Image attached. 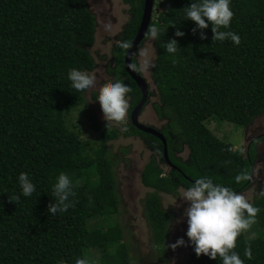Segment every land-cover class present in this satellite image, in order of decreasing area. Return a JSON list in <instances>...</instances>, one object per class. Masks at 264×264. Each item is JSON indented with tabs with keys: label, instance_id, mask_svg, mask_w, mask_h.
<instances>
[{
	"label": "trees",
	"instance_id": "16d2710c",
	"mask_svg": "<svg viewBox=\"0 0 264 264\" xmlns=\"http://www.w3.org/2000/svg\"><path fill=\"white\" fill-rule=\"evenodd\" d=\"M191 2L158 0L149 24L159 32L153 40L152 79L160 103L155 109L169 119L163 133L176 166L165 174L151 158L142 170L143 184L153 189L145 198V214L160 258L170 220L160 192L176 194L180 186L188 188L193 183L185 178L188 175L209 178L242 194L253 183L256 143L263 138L250 142L247 152L233 149L206 122L217 118L248 128L264 112V0H231L233 17L228 29L220 30L238 34V46L230 40L211 41L210 27L193 31L194 22L182 19ZM143 8L144 0H137L131 9L118 52V75L126 73L125 53ZM95 22L87 0H0V264H75L77 258L85 264H133L117 221L120 198L107 148L121 132L102 131L95 124V130L102 131L95 142L84 140L71 124L73 113L86 104V92L72 89L67 73L75 68L89 74L94 69L90 48ZM177 29L184 35L176 37ZM169 38L178 42L174 54L163 49ZM133 65L139 70L135 58ZM129 81L135 104L140 90ZM125 129L126 136L146 137L145 144L165 161L158 137L131 122ZM183 144L189 149L185 160L175 155ZM20 172L28 173L35 185L30 197L20 195ZM61 172L69 176L75 195L69 197L72 206L67 211L52 216L47 205L55 202L52 185ZM237 175L242 177L239 182ZM259 188L264 190V185ZM13 196L20 198L13 202ZM251 204L259 209L255 222L237 236L233 251L243 264H264V196L258 194ZM246 247L251 259L244 257ZM189 264L221 262L203 254L197 257L191 245Z\"/></svg>",
	"mask_w": 264,
	"mask_h": 264
},
{
	"label": "rangeland",
	"instance_id": "374dc122",
	"mask_svg": "<svg viewBox=\"0 0 264 264\" xmlns=\"http://www.w3.org/2000/svg\"><path fill=\"white\" fill-rule=\"evenodd\" d=\"M89 8L95 16L94 44L90 52L95 60V67L89 73L95 77V85L85 93L86 104L79 111L74 112L71 124L79 131L84 140H99L100 132L109 128H116L121 135L108 141L107 148L113 158L114 172L117 180V192L120 198L118 222L123 230L122 234L129 247V255L133 264H189L190 248L188 238L185 236L187 228L186 217L183 215L186 207L185 201L180 196L187 188L179 187L176 194L160 192L162 206L170 213V235L165 241V251L160 258L156 244L151 236V228L145 215V198L152 188L146 187L141 182V172L150 158L151 151L147 148L141 136L124 135L125 126L129 124V96H126L127 110L123 125L116 122H107L103 119L101 107L95 97L100 87L119 80L116 73L118 67V52L124 44L125 26L130 21L133 12L131 9L137 0H87ZM155 11L152 16H154ZM156 58L153 40L145 39L138 51L137 60L139 67L150 86L148 104L143 108L140 121L155 125L158 128L166 126L165 117L158 118L155 105L159 104L158 93L152 79V66ZM83 107V108H82ZM78 114V115H77ZM77 118V121H76ZM208 127L225 143L233 144V149H242L247 152L250 140L263 138L256 143L258 152L255 159L254 179L252 185L242 195L252 203L258 196L260 184L264 185V112L257 116L248 128L241 125L222 121L217 118L209 119ZM101 125L102 131L95 130L94 125ZM107 125V126H106ZM146 138V137H145ZM144 138V139H145ZM179 145L178 140L175 142ZM178 156L186 159L189 154L187 144H183ZM159 160V159H158ZM226 162L227 157L222 159ZM162 164V162H160ZM165 174L169 167L161 166ZM249 230L247 235L250 236ZM177 238H183L185 243L175 248L171 247ZM96 255L97 252L93 251Z\"/></svg>",
	"mask_w": 264,
	"mask_h": 264
},
{
	"label": "clouds",
	"instance_id": "9594fccd",
	"mask_svg": "<svg viewBox=\"0 0 264 264\" xmlns=\"http://www.w3.org/2000/svg\"><path fill=\"white\" fill-rule=\"evenodd\" d=\"M157 1L158 0L154 1V10L156 8L155 2ZM230 2L231 0H192V2L185 8L182 19H187L194 22L195 27L193 28V31H196L197 29L203 30L210 27L212 32L211 41L223 42L225 40H230L234 45L238 46L240 44V38L238 34L232 31L220 30L221 28L228 29L230 21L233 17V12L229 7ZM158 35V29L154 25H150L145 33L146 38L149 40H155ZM174 35L176 37H180L183 36L184 33L177 29ZM204 35V32L201 31L200 38L204 39ZM163 49L169 54L176 53L178 49L177 40L169 38L164 44ZM137 71L140 72L139 70ZM121 77L119 80H122ZM67 78L71 83V88L77 92H86L95 85L94 76L75 68L68 71ZM119 80L100 87L98 95L94 99L95 101L99 102L103 119L107 122V125L109 122H116L120 125H123L125 122L126 110L128 107L126 94L129 92V89ZM149 94L150 86L147 103L149 102ZM147 103L144 105V107L147 105ZM131 111L129 114H131ZM155 113L157 114V111ZM157 116L160 119L158 114ZM164 121H166L167 124L169 119L167 118ZM154 127L162 132L161 128L159 129L156 126ZM142 138L145 142L144 137ZM148 149L151 151V155L147 163L151 158H156L157 163L162 170L163 168L161 166L163 164L167 165L169 170L172 167H176L166 164V158L163 162L161 156L156 155L153 149L149 147ZM163 156L165 157L164 153ZM160 162H162V164ZM163 173H165V171H163ZM188 177L189 178L187 179L193 183L183 191L180 198L187 202L183 211V215L186 217L187 224L185 236L188 238V243L193 246L195 255L199 257L201 254H203L209 259L219 258L221 264H243L242 259H240L238 254L233 251L236 244V238L241 234V232L248 230L255 222V216L259 209L249 203L242 194L234 192L230 188L219 183H213L209 178L200 177L197 179H192L190 176ZM241 178V175H237L235 177V181L239 182ZM244 178L247 177L245 176ZM17 183L19 185L20 195L24 197H30L35 191V185L30 180L28 173L20 172L17 176ZM259 194L264 196V190H261ZM74 195L75 193L73 191V183L69 176L64 172L59 173L56 178V182L52 185L51 196L55 198V202H50L47 205L48 214L55 216L59 213L67 211L68 208L72 206L71 201H69V197ZM19 198V196H13L10 200L16 202L19 200ZM184 243L185 241L183 238H177L171 247L175 248L177 246L183 245ZM244 257L247 259L252 258V252L247 247L244 249ZM61 264H63V261H61ZM75 264H85V261L83 259L77 258L75 260Z\"/></svg>",
	"mask_w": 264,
	"mask_h": 264
},
{
	"label": "water",
	"instance_id": "95a60500",
	"mask_svg": "<svg viewBox=\"0 0 264 264\" xmlns=\"http://www.w3.org/2000/svg\"><path fill=\"white\" fill-rule=\"evenodd\" d=\"M154 1L155 0H144L142 18H141L137 33L135 34L134 38L131 40L129 47L125 53L124 66H125L127 73L135 81L136 85L138 86L141 92L140 100L134 106L130 114L131 124L137 129H139L140 131L154 135L158 137L159 139H161L163 142V146H164L165 158L167 159V162L170 165H172L168 158L167 140L164 134L160 130L155 128L154 126L141 122L139 119L141 115V111L144 105L147 103L149 86H148V82L146 81V78L144 77V75L138 72L132 64L135 52L138 46L143 41L147 28L152 20V14L154 10Z\"/></svg>",
	"mask_w": 264,
	"mask_h": 264
},
{
	"label": "flooded vegetation",
	"instance_id": "af4514ba",
	"mask_svg": "<svg viewBox=\"0 0 264 264\" xmlns=\"http://www.w3.org/2000/svg\"><path fill=\"white\" fill-rule=\"evenodd\" d=\"M131 20V19H130ZM130 22V21H129ZM128 22V23H129ZM128 25V24H127ZM126 25V26H127ZM125 26V27H126ZM125 31V30H124ZM146 37V36H145ZM144 37V39H143V41H142V43L138 46V49L136 50V53H135V55H134V58L136 59V62L138 63V68H139V71L142 73V71H141V69H140V67H139V62H138V60H137V56H138V51H139V49L142 47V45H143V42L145 41V38ZM124 39V38H123ZM134 60V59H133ZM123 73V72H122ZM121 73V74H122ZM143 74V73H142ZM122 78V83L123 84H125L127 87H128V89H129V85H130V81L129 80H133L129 75H128V73L126 72V73H123V76L121 77ZM124 81H126V82H124ZM149 85V84H148ZM148 93H149V90H148ZM126 96H129V100H130V105H129V112L131 111V109H132V107L133 106H135L136 105V103L135 104H133L132 103V100H134L133 99V95H132V93L129 91L127 94H126ZM149 96H150V94H149ZM148 104V103H147ZM134 108V107H133ZM129 118H130V114H129ZM146 124H149V123H146ZM155 126V125H154ZM166 127H162L161 128V130H162V132L164 131V129H165ZM160 129V128H159ZM167 134H168V136H169V138H171V137H173L174 138V140L175 141H177L178 140V138H177V136H176V134H173L172 133V131H170V130H168L167 131ZM165 136H166V134H164ZM166 139H167V143H168V138H167V136H166ZM250 142H252V140H250ZM250 142H249V144H250ZM147 146V145H146ZM147 148H148V146H147ZM151 149H153V148H151ZM257 150H258V148H257ZM153 151L155 152V150L153 149ZM175 151V150H174ZM177 152L178 151H175V155L176 156H178V154H177ZM261 152V151H260ZM260 152H258V154L260 155L261 153ZM163 153H164V151H163ZM168 153H169V150H168ZM155 154H156V152H155ZM257 154V155H258ZM156 155H158V154H156ZM159 156V155H158ZM181 158V157H180ZM182 160H185L184 158H181ZM187 159V158H186ZM165 163L166 164H168V165H170L168 162H167V160L165 161ZM173 166H175L173 163H171ZM186 179L187 178H189L187 175H186V177H185Z\"/></svg>",
	"mask_w": 264,
	"mask_h": 264
}]
</instances>
